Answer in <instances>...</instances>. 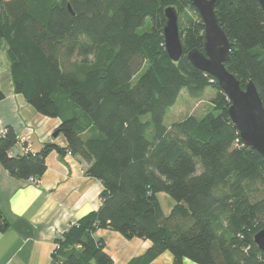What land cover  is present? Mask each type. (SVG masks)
<instances>
[{"label":"trees","instance_id":"trees-1","mask_svg":"<svg viewBox=\"0 0 264 264\" xmlns=\"http://www.w3.org/2000/svg\"><path fill=\"white\" fill-rule=\"evenodd\" d=\"M168 7L179 17L194 14L179 23L178 62L165 49ZM215 12L232 46L226 68L242 89L252 81L264 105L259 0H223ZM204 32L191 0H0V40L15 91L38 113L59 118L56 132L67 140L66 149L50 143L12 156L19 139L7 127L0 164L16 179L39 180L48 155L68 151L104 186L101 207L56 240L54 264H114L94 237L100 229L152 242L129 264L166 251L173 264H264L255 243L264 229V157L241 141L217 80L187 58L203 51ZM208 89L215 91L209 112L165 125L182 91L201 100ZM159 193L176 202L168 216ZM9 224L0 211V232Z\"/></svg>","mask_w":264,"mask_h":264},{"label":"crops","instance_id":"crops-1","mask_svg":"<svg viewBox=\"0 0 264 264\" xmlns=\"http://www.w3.org/2000/svg\"><path fill=\"white\" fill-rule=\"evenodd\" d=\"M0 48L6 62L4 70L0 65V90L4 94L0 101V133L12 127L19 139L10 154H24L25 144L33 152L50 143L66 149V138L62 134L54 137L61 120L38 113L23 95L16 93L6 42L0 41ZM46 165V172L35 184L12 177L0 164V211L10 223L7 230L0 232V264H54L56 240L102 205L104 186L86 175V164L80 157L68 151H53ZM94 237L104 242L114 264H129L152 247L149 240L127 239L111 229H100ZM173 260L166 251L148 264H173ZM184 264L196 263L185 259Z\"/></svg>","mask_w":264,"mask_h":264},{"label":"water","instance_id":"water-1","mask_svg":"<svg viewBox=\"0 0 264 264\" xmlns=\"http://www.w3.org/2000/svg\"><path fill=\"white\" fill-rule=\"evenodd\" d=\"M223 0H191L201 17L204 32V49L190 50L187 58L191 64L214 77L222 91L228 97V114L236 126L241 141L264 157V105L252 81L244 89L240 81L228 71L226 63L230 60L231 44L218 23L216 8ZM264 12V0H259ZM68 9L73 13L71 6ZM164 26L165 49L173 62L183 55L180 37L179 12L174 7L165 9ZM60 133L56 132L54 137ZM255 243L264 252V229L255 235Z\"/></svg>","mask_w":264,"mask_h":264},{"label":"rangeland","instance_id":"rangeland-1","mask_svg":"<svg viewBox=\"0 0 264 264\" xmlns=\"http://www.w3.org/2000/svg\"><path fill=\"white\" fill-rule=\"evenodd\" d=\"M185 12H187L185 15H180L179 17V23L181 26H185L187 24L188 16L190 18H194V14L189 13L191 12L190 10H187ZM149 25H150V19L148 18L146 22V28H148ZM0 41L5 42V40H0ZM3 56L4 54L3 52H1V48H0L1 70H4V66L6 65ZM7 59L9 60V58ZM214 96H215V91L208 89L201 100H194L189 97L188 93L185 90L182 91L177 103L168 110L165 118V125L169 126L175 122L185 119L190 115L202 117L204 114H206L212 109L213 105L211 101L214 98ZM157 196L160 201L164 214L168 216L173 206L176 203L175 200L167 193H159Z\"/></svg>","mask_w":264,"mask_h":264},{"label":"built area","instance_id":"built-area-1","mask_svg":"<svg viewBox=\"0 0 264 264\" xmlns=\"http://www.w3.org/2000/svg\"><path fill=\"white\" fill-rule=\"evenodd\" d=\"M5 131H6V129H4V130H2L1 131V133H5ZM23 142H25V140L23 139ZM31 149H30V146L28 145V144H25V146H24V152H27V151H30ZM70 155H71V153H69ZM31 182H33V183H38V180L37 179H35V178H30L29 179ZM56 248H59V246H56Z\"/></svg>","mask_w":264,"mask_h":264}]
</instances>
